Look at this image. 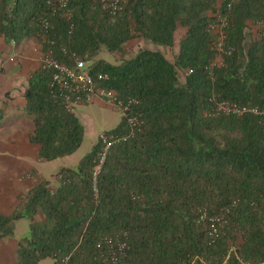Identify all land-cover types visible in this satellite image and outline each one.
<instances>
[{
  "label": "trees",
  "instance_id": "1",
  "mask_svg": "<svg viewBox=\"0 0 264 264\" xmlns=\"http://www.w3.org/2000/svg\"><path fill=\"white\" fill-rule=\"evenodd\" d=\"M67 9L70 20L45 0H0V41H31L67 66L75 53L109 76L107 88L137 100L144 126L109 148L95 181L98 141L76 165L34 179L0 215V241L29 222L15 264H104V238L124 243L118 264H264V31L256 29L264 0H124L116 13L100 0H70ZM220 19L225 55L212 28ZM132 40L144 47L126 58ZM50 77L37 69L22 91L28 140L43 162L74 154L84 134L75 110L50 95ZM223 102L258 114L217 112ZM128 132L121 118L107 133ZM202 211L226 214L213 243Z\"/></svg>",
  "mask_w": 264,
  "mask_h": 264
},
{
  "label": "built area",
  "instance_id": "2",
  "mask_svg": "<svg viewBox=\"0 0 264 264\" xmlns=\"http://www.w3.org/2000/svg\"><path fill=\"white\" fill-rule=\"evenodd\" d=\"M69 1L70 0H45V3L51 8L52 12L61 11L66 19L70 20L71 14L67 9ZM100 2L103 8L111 13H116L121 10L124 0H100ZM43 26L46 27L47 23L43 22ZM214 26L215 27L212 26V28L216 30L217 34L216 50L219 54H228L224 46L227 22L226 20L220 19L218 24ZM69 28L68 34H70L72 24ZM256 29L264 31V21L257 24ZM11 44L14 45L15 43L11 42ZM33 52L37 56L39 69L50 73L51 77L48 87L49 93L53 98L62 101L69 108H73L74 110L79 106L102 103L117 112L121 118L124 119L129 128L127 135H112L107 132L98 134L97 141L99 142L101 151L98 154L92 171V179L95 181L96 177L101 172L109 148L114 144L131 139L135 133L142 130L144 120L141 114L135 112L138 102L134 98L123 99L119 97L114 90L107 88L105 83L109 82V76L105 73H91L86 62L77 57L75 53H70L73 66H67L58 62L49 50L42 51L41 47H35L33 48ZM216 111L226 115H241L247 112L255 115L258 114L256 108L246 109L224 102L216 106ZM199 221L207 223L209 236L212 239L211 243H213L218 232L227 225L226 214L209 217L206 211L201 212ZM102 244L106 245L110 251L109 259L104 264H118L119 254L124 249V243L119 241L114 243L111 239L104 238L97 247H100ZM231 250H234V248Z\"/></svg>",
  "mask_w": 264,
  "mask_h": 264
},
{
  "label": "crops",
  "instance_id": "3",
  "mask_svg": "<svg viewBox=\"0 0 264 264\" xmlns=\"http://www.w3.org/2000/svg\"><path fill=\"white\" fill-rule=\"evenodd\" d=\"M35 46L31 41L14 45H5L0 41V110L3 111L0 118V215H10L16 209L19 198L32 186L33 180L44 179L40 166L50 163L40 161L38 146L29 143L32 124L22 113L25 78L39 69L33 52ZM6 64L10 66L5 69ZM19 221L14 225V237L0 241V264H15V241L29 225L28 222L25 228L16 232Z\"/></svg>",
  "mask_w": 264,
  "mask_h": 264
},
{
  "label": "rangeland",
  "instance_id": "4",
  "mask_svg": "<svg viewBox=\"0 0 264 264\" xmlns=\"http://www.w3.org/2000/svg\"><path fill=\"white\" fill-rule=\"evenodd\" d=\"M255 31V29H253ZM181 33L178 32L177 39L180 37ZM36 47V46H35ZM34 47V48H35ZM144 45L142 42L138 40H132L127 43L124 47V57L131 58L135 55V53L143 48ZM16 50V48H14ZM177 47H175L168 53V57H172V53H175ZM1 53V52H0ZM101 58L105 59L110 63H117L120 60V54L109 55L103 52L100 55ZM10 66V64H6L5 69ZM4 70V69H2ZM76 109V108H75ZM75 114L79 118L80 122L83 125V141L77 151L71 156L57 159L50 163H43L40 166L43 170L41 171V176L43 178H49V176L55 172L58 168L62 166H74L78 163V161L92 148L93 144L97 142V136L100 133L108 132L115 128L120 120V115L112 110L109 106L104 105L102 103L92 104L88 106H79L75 110ZM28 225L27 220H20L16 223V232H20L21 229ZM46 264H51L48 261Z\"/></svg>",
  "mask_w": 264,
  "mask_h": 264
}]
</instances>
